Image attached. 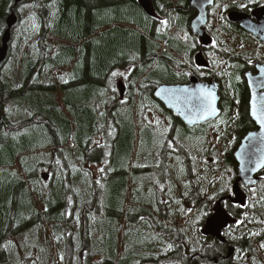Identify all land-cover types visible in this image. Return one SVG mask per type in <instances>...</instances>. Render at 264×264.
Segmentation results:
<instances>
[{
	"label": "trees",
	"instance_id": "trees-1",
	"mask_svg": "<svg viewBox=\"0 0 264 264\" xmlns=\"http://www.w3.org/2000/svg\"><path fill=\"white\" fill-rule=\"evenodd\" d=\"M13 3L0 0V36L6 18L13 12L24 37L28 25L23 24ZM151 3L157 19L146 16L137 0L27 3L33 5L31 20L38 28L39 40L33 48L36 59L29 60L28 54L23 57L24 67L15 77L17 86L6 79L4 72L12 62V50L0 69V264H12L6 245L16 236L45 225L56 235L73 230L71 225L79 226L81 246L63 255L65 264H75L74 256L78 257L76 264H91L95 255L101 258L99 264H213L214 260L218 264H244L256 255L255 245L264 243L263 171L254 188L244 189V207L227 201L230 206L224 208L239 227L235 224L224 231L225 244L209 239L210 249L202 245L196 250L183 244L187 235L180 221L173 222L177 211L173 201L183 207L182 218L189 215L185 212L189 207L199 216L208 197L219 193L222 181L232 186L236 164L232 148L223 159L231 176L225 177L219 173L221 169H215L213 179L206 175L204 184L200 182L197 164L201 157L193 162L186 148L192 128L154 99L153 92L161 84L187 83L189 76L182 72L178 53L188 52L192 65L196 43L185 45L177 35L169 36L179 18L187 17L184 25L189 28L195 15L189 0L185 4L177 0ZM160 20L168 21L165 33ZM112 33L117 36L112 37ZM215 38L228 42L219 35ZM48 40L57 45L53 56ZM155 40L167 45V52H160V45L154 47ZM243 51L247 53L245 48ZM235 62L236 57L229 63L221 60L230 65L227 77L214 79L219 85L221 108L227 102L233 108L235 119L226 122V132L243 130L238 144L253 125L244 105L246 99L230 70ZM52 68H59L67 80L59 85L51 78L43 82L42 70ZM126 69L129 73L121 81V97L118 76L113 77L112 72ZM241 87L247 92L245 86ZM13 105H19V109L14 111ZM225 111L222 109L221 116ZM218 119L204 124L205 130L216 131ZM139 135H147L148 142L136 149ZM99 165L103 171L95 179L89 168ZM172 168L179 170L181 178L184 175L186 187H181ZM45 173L49 176L46 182L42 179ZM148 173L154 180L147 177ZM220 195L226 198L229 194ZM121 225L129 232L128 251L123 256L116 251L115 233ZM100 226H105L103 234H99ZM71 240V236L66 238L68 248L73 247ZM149 240L158 243L152 246ZM97 244L105 248L98 249ZM228 247L234 254L223 263L220 258ZM53 259L49 264H54ZM23 260L19 258L20 264L29 263V259Z\"/></svg>",
	"mask_w": 264,
	"mask_h": 264
},
{
	"label": "rangeland",
	"instance_id": "rangeland-1",
	"mask_svg": "<svg viewBox=\"0 0 264 264\" xmlns=\"http://www.w3.org/2000/svg\"><path fill=\"white\" fill-rule=\"evenodd\" d=\"M177 1L180 4H185L187 0H177ZM220 1L222 0H219V2ZM239 3L246 4L248 3V0H241ZM254 4L255 3L249 4L248 7H252V5ZM27 5H29V7H24L23 5L19 7L17 11L21 13L23 24L28 25L27 28L24 27V29H28V32L27 33L25 32L24 37H23V34L21 30L19 29V25L15 27L13 31V40L11 43V50L13 53V56L11 58L12 62L9 64L7 63L4 69L6 79L9 81H12L15 86L18 85V82L15 80V77L19 75V71L24 67V64L22 63L23 57L28 54V59L31 61H35L36 54H35V50L33 52V48L35 47L36 42L39 40L38 28L36 27V25L32 24L33 21L31 20V18L33 17L31 15V12H32L31 10H32L33 5L31 4H27ZM154 18L157 19V15ZM187 19H188L187 17L179 18V21H177L175 25L174 31L171 29V31L169 32V36L177 35L181 43L185 45L189 43L192 44V41L194 39L191 36L189 28L187 27V30L185 29L184 24L187 22ZM215 22L216 21L214 17L213 18L211 17L208 22L210 26V30H211V33L209 32V35L213 38L212 45L209 47V51H210L209 57L211 59V70L210 72H208V74H205L201 71H197L196 69H194V72L198 76H202V77L212 76V78L222 77L223 79H225L227 77V75L225 74L226 70L227 69L229 70L228 67L230 66L227 63H229L230 60L237 55L235 51L239 53V45L238 43L234 42L236 41V39L234 38L236 36L235 32L227 33L222 27L219 26V21H217V25L219 28V32L221 33V37L224 40H227L228 42H221V40H217L215 38L218 36ZM229 28H232V27H229ZM161 29L165 33L166 28L164 25H162ZM127 34H131V33L127 32ZM116 36H117V33L116 34L112 33V37H116ZM121 37L123 36L121 35ZM118 39L122 40V38L121 39L118 38ZM195 43L198 46V43L196 42V40H195ZM230 44H232L231 51L228 50V46H230ZM48 45L51 46L50 56H53L57 51V45L50 40H48ZM158 45H160L158 48L160 52H167L168 50L167 45L165 44L163 45L162 41L160 42L159 40L153 41L154 47H158ZM176 51L177 50L173 51V55H175V57H177ZM251 53H252L251 57L255 59L257 60L263 59V55L261 53L254 52V51H252ZM178 54H179L178 58L181 60V63H183V67H184L182 68L183 69L182 72H185L189 76L190 74H192L193 67L188 62V52H185V53L179 52ZM258 57H260L261 59ZM238 58H239V54L237 55V58H236L237 61L233 64L230 70L233 71V73H235L234 82L237 84L239 83L241 85V82L239 81L240 69H239ZM221 60L226 61L227 63L222 64ZM23 72L26 74L28 71L25 72V69H23ZM118 72H123L127 76L129 73V69L119 70ZM220 72L222 74H219ZM42 74H43V77H42L43 82H46L49 78H51V79H54L56 85H59L63 83L64 80H67V77L64 76V73L59 68L42 70ZM117 76H118L117 78L118 83L120 81H123L124 76H120V75H117ZM237 96L239 98L241 97V93L239 94V87L237 88ZM61 99H63V95H61ZM13 107H14V111H16V109L17 110L19 109V105H17V107L16 105H13ZM222 109L223 110L225 109L226 111L218 119L216 131L214 129L205 130L206 126L204 125L196 126L191 129L190 138H188V142L186 143V146H187L186 148L190 150V155H191L193 162H196V160L198 158L200 159L201 157L200 162L197 164L198 165L197 168H199L197 172L199 173L198 179L200 180V182H203V184L205 182L204 177L206 175L208 178L209 177H212V179L214 178L215 169H221L219 173L224 174L225 177L231 176L232 173L230 171H226L229 169L227 168L225 162L223 161L224 154H226L228 150L236 146L239 134L242 133L243 131L242 130V131L235 132L234 129H231L229 132H226L227 130L226 122L227 121L230 122L232 119H235V118H234V114L232 110L233 108L229 102L224 104ZM155 125L158 126L157 124ZM158 129L162 130L163 127L160 126L158 127ZM225 133H228V134L225 135ZM221 138L223 140L222 144L220 142ZM146 142H148L147 135L137 136L135 148L136 149L142 148V146H144V143L146 145ZM102 168H103L102 165L91 166L89 168V171L92 173L94 178L97 179ZM42 172H47V171H42ZM172 172L176 176L181 187L182 188L186 187V181H185L184 175L181 178L179 176L178 169L172 168ZM162 174H163V171H162ZM147 177L152 178L151 176L149 177V173L147 174ZM222 183H224V181H222ZM173 203L175 205L174 209L177 210L176 214L173 215L174 217L173 222L180 221L182 224V231L185 230L186 235H187V240L184 241V244L193 250L198 249L205 242L199 235V229H201V226H202L201 220L199 223L196 222L198 216H196L195 214L194 215L191 214L192 209L190 207L185 211L189 215L186 216L185 218H182L184 214L183 207L180 205L179 201L178 202L173 201ZM126 204L127 203H125V205ZM124 210L126 211L125 207H124ZM199 224H200V227L198 226ZM236 225L239 227V222L236 223ZM16 228H18V224L16 225ZM71 228L73 230L64 232L66 233L65 235L63 234L56 235L50 229H48L47 225H45L41 228L31 230V232L28 231L29 233L27 232L25 234L16 236L13 243H9L8 247L6 245V249L8 250V253L11 257L9 259L10 262L12 264H20L19 258L22 260V262H24L23 257H25L26 259H29L28 264H49L50 258L54 256V259H53L54 264H65L63 255L66 252H68V250L72 251V253L76 252L79 250V247L81 246V238H80L81 235H80L79 226L71 225ZM98 229H99V234H103V231L105 230V226H100L98 227ZM115 234H116V243H117V249H116L117 254L120 256L121 255L123 256L126 254V251H128L127 243H126L128 240L127 237L129 235L128 229L126 226L121 225L118 227V232H116ZM69 236H71V239H72L71 241H72V246H73V247L69 246L70 248H68V245H65L66 238H69ZM95 240L97 241V237H95ZM98 242L100 243V240H98ZM106 243H107V240H106ZM97 246H98V249L105 248L102 246V244L101 245L97 244ZM95 248L96 247L94 245V249ZM255 251H256V255L252 257L250 261L247 260V262L244 264H264V248H261L260 245L256 244ZM154 253L159 254L158 251H154ZM73 260L75 261L74 263L76 264L78 261V257L76 258L74 256ZM100 261H101V258L95 255V258L91 264H99ZM234 264H239V262L234 261ZM240 264H242V261H240Z\"/></svg>",
	"mask_w": 264,
	"mask_h": 264
},
{
	"label": "water",
	"instance_id": "water-1",
	"mask_svg": "<svg viewBox=\"0 0 264 264\" xmlns=\"http://www.w3.org/2000/svg\"><path fill=\"white\" fill-rule=\"evenodd\" d=\"M30 0H14V7L17 5L28 2ZM215 0H189V7L196 10L197 15L190 22V31L198 38L203 46H209L211 39L205 32V26L207 24L208 9L213 7ZM138 6L141 10L148 16L153 17V7L151 0H137ZM252 17L257 19V22L252 20ZM229 20L232 23H238L241 26V29L245 32L251 34L254 37H258L262 44L264 45V9H259L251 13V16H246L245 14H238L232 12L229 14ZM17 17L12 12L10 16L6 19L5 25L6 30L3 33L0 41V67L5 62L9 50V43L11 41V31L16 25ZM195 62L198 66L208 67V64L202 60L201 54L195 56ZM263 65H256L257 74L252 75L251 73L245 74L246 84L249 91V109L248 115L252 123L255 125L256 129L254 131L248 132L240 140L236 150L233 153L234 161L237 165V179L233 184L232 189L235 192V196L227 197L226 200H229L232 204H237L243 206L245 203V194L240 189V184L242 183L247 188H252L257 184V175L264 169V167L257 168L255 165V160L259 156V153L256 152V149L259 147L261 128L259 123L251 115V103L253 92L256 93L257 101L259 102V97L264 95V89L256 87L261 81H264V75H262ZM205 88L212 91L216 97L215 107L216 113L210 115L205 119L194 118L193 123L188 122L189 113L183 105L180 106V110H177V107L174 106V102L170 103L171 92L172 90H180L187 88L190 91H194L198 88ZM119 94L122 97L124 93L123 84H118ZM168 90V91H162ZM177 94L178 91H177ZM153 96L156 100L164 105V107L170 111L177 119H179L185 126L193 128L195 126L203 125L205 123L216 120L221 115L220 110V96L218 92V84L215 81L210 82H200L195 75L189 77L186 84H177V85H160L156 88L153 93ZM1 123V118H0ZM243 169V170H242ZM43 181L48 180V175H42ZM219 204V202H217ZM220 211L222 213V225L217 231L208 232L206 231V221L203 225L201 234L205 237L215 238L220 242H224L221 232L223 229L229 228V226L234 223V220L229 217L226 211L219 205ZM232 250L230 249V253Z\"/></svg>",
	"mask_w": 264,
	"mask_h": 264
},
{
	"label": "snow or ice",
	"instance_id": "snow-or-ice-1",
	"mask_svg": "<svg viewBox=\"0 0 264 264\" xmlns=\"http://www.w3.org/2000/svg\"><path fill=\"white\" fill-rule=\"evenodd\" d=\"M255 3V0H248L246 4H239L238 7L241 9L248 8L249 4ZM24 7H29V5L25 4ZM216 7H220L219 4ZM229 5L225 4L223 6V10L227 11ZM225 17L221 16V19ZM161 25L167 26V20H160ZM262 75H264V69L261 70ZM117 75L124 76L127 79V76L123 72L113 71L112 76L115 77ZM256 87L264 89V81H261ZM168 91V90H162ZM177 91L179 94H177ZM216 97L214 93L208 89L203 87L198 88L194 91H190L187 88L180 90H172L170 103L174 102V106L177 107V110H180V106L183 105L186 108L187 112L190 114L188 118L189 123L194 122V118L205 119L210 115H214L216 113L215 107ZM251 115L252 117L259 123L260 128L262 130L260 136L259 147L256 149V152L259 153V156L254 161L257 168L264 167V95L259 97V102L257 101L256 93L253 92L252 103H251ZM59 163V161H57ZM243 170V169H242ZM103 171V169H101ZM230 171V170H226ZM223 179V178H222ZM229 194L230 196H235L234 190L227 184V182L222 183L219 193L217 195H213L208 197L207 201H205L200 208L199 216L197 217V223L200 220L206 219V231L214 232L217 231L222 225V213L220 211L219 205H224V207H229L230 205L226 200H224L220 194ZM219 201V204L215 202ZM239 205H237L238 207ZM227 234V233H225ZM261 248H264V243L260 245Z\"/></svg>",
	"mask_w": 264,
	"mask_h": 264
},
{
	"label": "flooded vegetation",
	"instance_id": "flooded-vegetation-1",
	"mask_svg": "<svg viewBox=\"0 0 264 264\" xmlns=\"http://www.w3.org/2000/svg\"><path fill=\"white\" fill-rule=\"evenodd\" d=\"M240 1L239 0H222L219 2V0H216L213 8L210 9L209 11V19L212 17H214L216 23L217 21H219V26L221 25V27L227 32V33H230V32H235L236 36V43H238L239 45V53L236 51L237 55L239 54V58H238V61H239V69H240V77H239V81L241 82V86H245L247 92H245L242 87L240 86L239 84V87L241 88L242 90V97H245V104L246 105V108L248 109V103H249V91H248V88H247V85H246V82L244 81L245 80V74L248 73V72H251L253 75H256L257 74V70H256V63L258 64H262L264 65V45L262 44V42L260 41V39L258 37H253L251 36L250 34L244 32L242 29H241V26L238 23H232L230 20H229V14L232 13V12H235V13H240V14H245L247 16H249L253 11H257L259 9H264V0H255V4L252 5V7H248L246 9H241L238 7ZM219 4L220 7H216V5ZM227 4L229 5L227 11H224L223 10V6ZM195 15H196V12H195ZM195 15L193 16V18L195 17ZM221 16L225 17L224 19H221ZM254 22H257L256 19H252ZM229 27H235L236 30H234L233 28H229ZM209 32L211 33V30H210V26H209V23L208 25L206 26V33L209 34ZM241 35V37H240ZM193 41H195L193 39ZM198 43V42H197ZM246 48L247 50H251V51H254V52H259L263 55V59L262 60H257L253 57H251V54L252 53H249L247 52L246 54H248V57L246 56H242L241 53H243V49ZM196 51L195 53L192 55L193 57L197 54V53H200L202 55V60L205 62H209V69H206V68H203L201 66H196L194 60H193V64L191 65L192 67V70L196 69L197 71H201L205 74H208L209 70H210V67H211V59L209 57V48L208 47H202L199 45L198 43V46L196 45ZM194 49V50H195ZM242 50V51H241ZM236 55V54H235ZM237 55H236V58H237ZM246 57V59L244 58ZM260 58V57H258ZM261 59V58H260ZM237 61V60H236ZM202 77V76H201ZM208 76H203L204 79H206ZM241 92H239L240 94ZM242 102V100H240ZM239 101V106L241 105V102ZM248 112V110H247ZM211 240H207L206 242H204V245H206L207 249L209 248L210 249V244H211ZM208 243V244H207ZM228 250L229 248L226 249V255L224 257H221V261L223 262H226V261H229V259L227 258V255H228ZM218 260H214L213 264H218ZM239 262V261H237ZM211 263V262H210ZM232 263V262H230ZM234 264V263H232Z\"/></svg>",
	"mask_w": 264,
	"mask_h": 264
},
{
	"label": "bare ground",
	"instance_id": "bare-ground-1",
	"mask_svg": "<svg viewBox=\"0 0 264 264\" xmlns=\"http://www.w3.org/2000/svg\"><path fill=\"white\" fill-rule=\"evenodd\" d=\"M114 5V4H113ZM67 36V35H66ZM88 44V43H87ZM160 57V56H159ZM220 181V180H219ZM192 189V188H191ZM224 263V262H223Z\"/></svg>",
	"mask_w": 264,
	"mask_h": 264
}]
</instances>
